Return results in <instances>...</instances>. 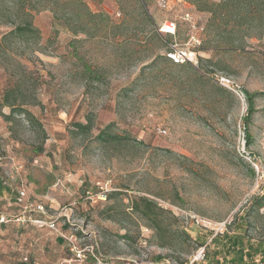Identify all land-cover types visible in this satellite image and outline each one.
I'll list each match as a JSON object with an SVG mask.
<instances>
[{
    "label": "rangeland",
    "instance_id": "374dc122",
    "mask_svg": "<svg viewBox=\"0 0 264 264\" xmlns=\"http://www.w3.org/2000/svg\"><path fill=\"white\" fill-rule=\"evenodd\" d=\"M85 1L105 15L97 25L77 18L83 9L74 4L56 8L60 16L75 9L65 15L73 29L58 26L53 2L40 0L33 16L39 34L29 39H2L20 17L10 2L0 7V98L11 89L9 101L39 122L0 114V264H95L91 253L76 259L59 242L63 235L115 261L192 259L203 226L197 221L224 231L241 215L249 218L245 235L264 241V97L255 101L250 145L243 120L244 91L264 92V23L228 33L208 28L210 12L192 0H166L167 7L142 0L149 24L135 0H122L124 9L118 0ZM125 13L129 27L107 26ZM167 21L176 23L174 34L161 32ZM163 43L195 61L155 60L168 55ZM89 117L93 134L74 130ZM109 123L130 142L97 141ZM140 196L156 204L151 219L132 208Z\"/></svg>",
    "mask_w": 264,
    "mask_h": 264
},
{
    "label": "trees",
    "instance_id": "16d2710c",
    "mask_svg": "<svg viewBox=\"0 0 264 264\" xmlns=\"http://www.w3.org/2000/svg\"><path fill=\"white\" fill-rule=\"evenodd\" d=\"M5 1L10 2V4H12L14 7L17 6V8L19 9L18 16L20 17V21L18 23L15 22L10 31L2 36V39H29L36 37V35L39 34V30L33 24V16L34 11L39 10L37 3H39L40 0H0V7L1 4ZM46 1L53 2L52 11L54 13V23L64 28L73 29L71 23L66 21L68 19L65 17V15L68 14L70 16H74L77 13L74 12L75 9H70V11H68L66 14L60 16L56 11V8L59 5H63L62 7L66 5H68L69 7H73L72 5L74 4L79 5L83 9V12H79V14L76 15L77 18L83 17L88 20L90 24L94 23L97 25V18L100 16H105L102 12H93L85 0ZM118 1L120 7L122 6L123 8V2H121L122 0ZM135 3L141 10V14L143 15L144 20L147 23L152 24L151 17L148 11L145 9L143 1L135 0ZM192 3L199 11L210 12V18L208 20L207 27L211 29L215 26H223V28H225V32L231 33L237 31L245 34L255 25L262 26L264 23V0H192ZM117 24L113 23V21H110L107 26H109V28H111L112 30H114L116 26H120L122 24L128 25L129 27L131 24L129 16L127 17L126 14L121 22ZM75 32L77 31L75 30ZM150 34L158 38L162 42L160 33H158L156 29H151ZM259 37L261 39L264 38V29H261ZM169 44L170 43H163V48H166L168 50V53L171 50ZM162 57L167 60L173 61L169 57V55H163L160 53L156 56L155 60ZM85 72L91 78L96 77L95 71L87 65L85 67ZM11 93L12 90L8 89L6 90L3 99L0 98V114H2L9 122H13L15 120L14 115L17 113H22L25 115L29 123H39L38 118L32 113V111L23 107V105L19 103L17 104L9 101V96L11 95ZM244 93L246 96L248 109L243 120L247 142L248 145H250L253 142V136L250 132L249 127L256 112L255 101L257 97H264V92H250L248 90H245ZM4 106H9L11 108L9 114L3 113L2 109ZM113 126V123H109L100 128L99 132L95 135L94 138L103 144H118L122 142H130L131 136L129 134L122 135L120 133H117L113 130ZM74 128V130L78 132L93 134L92 130L94 129V120L92 117H89L86 123L79 121L75 122ZM43 133L45 134L44 130ZM43 151V143L34 148V152L36 154L42 153ZM251 171L253 172V174H255L254 168H251ZM2 190L3 185L0 183V191ZM105 197H108L107 193H105ZM254 202L259 208L262 207L263 203L261 197L255 198ZM132 204V208L135 209V211L140 212L141 215L145 218L151 219L153 217L151 208L155 203L149 198L140 196L136 198ZM248 221L249 218L246 215L238 216L236 217L234 222H231L224 231L217 232L216 234L214 230H210L203 226H198L199 232L197 234V237L194 238V242L196 243L198 249L205 246V255L203 260L193 261L194 256L192 259H182L181 257L157 255L151 262V264H171L168 263V261L175 262V264H258L259 262H264V241L259 240L253 242L252 239L248 238L245 235V226ZM183 233L190 237L187 231H183ZM59 242H65L69 245V242L63 237H59ZM71 254L75 257L72 251ZM88 259L95 261L94 256L91 254H89ZM20 264L31 263L22 261Z\"/></svg>",
    "mask_w": 264,
    "mask_h": 264
},
{
    "label": "built area",
    "instance_id": "2783aa9c",
    "mask_svg": "<svg viewBox=\"0 0 264 264\" xmlns=\"http://www.w3.org/2000/svg\"><path fill=\"white\" fill-rule=\"evenodd\" d=\"M162 5H163V7H167L168 2L166 0H162ZM186 17L190 18V14L187 13ZM160 28H161V32L174 34L175 30H176V23L174 21H167ZM170 46H171V50L168 53V55L174 62H176V63H184L186 61H191V62L195 61L194 59H189L188 58V55H187L186 51L177 48L174 44H171V43H170ZM24 196H25V192L24 191H19L18 201L22 202ZM197 223L205 226L203 221H197ZM205 228H207V227L205 226ZM214 231H215V234H216L217 232H222L223 230H221V231L214 230ZM63 236L69 242L70 250L74 253L76 259H84L86 257L87 253H91V255H93L94 258H95V264H140V263H138L136 261H125V262H122V261H115L113 259H108V258L101 257L99 255H96L93 252V250H89V248H87V247H85V248L79 247L77 245L76 239H74L73 235H70V236L63 235ZM204 255H205V246L200 247L197 250L196 254L194 255L193 261L194 260H203L204 259ZM168 263L175 264V262H171V261H168ZM258 264H264V262H259Z\"/></svg>",
    "mask_w": 264,
    "mask_h": 264
}]
</instances>
